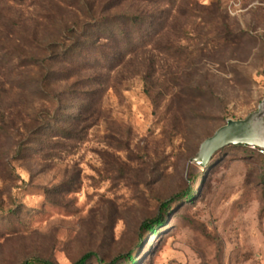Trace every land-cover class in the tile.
Masks as SVG:
<instances>
[{"label": "rangeland", "instance_id": "374dc122", "mask_svg": "<svg viewBox=\"0 0 264 264\" xmlns=\"http://www.w3.org/2000/svg\"><path fill=\"white\" fill-rule=\"evenodd\" d=\"M263 100L264 0H0V264H264V157L194 162Z\"/></svg>", "mask_w": 264, "mask_h": 264}, {"label": "trees", "instance_id": "16d2710c", "mask_svg": "<svg viewBox=\"0 0 264 264\" xmlns=\"http://www.w3.org/2000/svg\"><path fill=\"white\" fill-rule=\"evenodd\" d=\"M116 18H121V19L114 20L112 17H104L101 19H97V23H96L97 31L90 33V35H87V34H89V32L92 30V27L85 28L82 31L79 38L75 40L76 44L71 47L72 49L71 53L77 54L78 52L83 51V50H87L88 52H90L93 50H99L101 47H108L109 45H117L119 49L120 46L125 42L123 38L127 34L128 28L130 26H133V27L137 26L140 23L141 19L138 16H135L130 12H127L124 15H119ZM121 22H123V25H118V24H121ZM104 38H106L107 40L106 44H103V45L98 44V42H100V40ZM230 147H241V148L250 149V147H247V146H229V147H226L225 149L230 148ZM254 150L259 155L264 157V154H261L258 149H254ZM186 195H187L188 200L193 199V195L190 191H188ZM172 202L173 201H168L164 203L163 211L168 212ZM162 220L163 219L159 217L158 219H155L152 222L146 224L144 226L145 232L151 233L154 236H156L158 234V228L164 225V221ZM92 256H93L92 254L87 255L74 264H88ZM125 259H126L127 264L137 263L134 253H131L128 256H126ZM24 264H54V263L51 261L42 260V259H31V260L26 261ZM102 264H106V263L102 262ZM113 264H116V263H113Z\"/></svg>", "mask_w": 264, "mask_h": 264}, {"label": "water", "instance_id": "95a60500", "mask_svg": "<svg viewBox=\"0 0 264 264\" xmlns=\"http://www.w3.org/2000/svg\"><path fill=\"white\" fill-rule=\"evenodd\" d=\"M229 146H247L264 151V100L258 110L242 121H228L213 137L206 140L194 162L205 168L212 157Z\"/></svg>", "mask_w": 264, "mask_h": 264}, {"label": "built area", "instance_id": "2783aa9c", "mask_svg": "<svg viewBox=\"0 0 264 264\" xmlns=\"http://www.w3.org/2000/svg\"><path fill=\"white\" fill-rule=\"evenodd\" d=\"M259 152H260L261 154H264V151H262V150H259Z\"/></svg>", "mask_w": 264, "mask_h": 264}]
</instances>
